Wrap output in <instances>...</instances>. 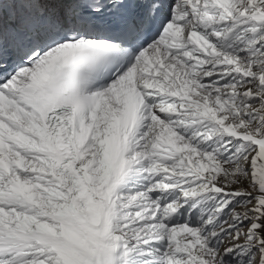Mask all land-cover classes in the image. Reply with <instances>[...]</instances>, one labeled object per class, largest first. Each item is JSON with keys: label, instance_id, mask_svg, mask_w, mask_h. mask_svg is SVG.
Masks as SVG:
<instances>
[{"label": "snow or ice", "instance_id": "1", "mask_svg": "<svg viewBox=\"0 0 264 264\" xmlns=\"http://www.w3.org/2000/svg\"><path fill=\"white\" fill-rule=\"evenodd\" d=\"M0 264H264V0H0Z\"/></svg>", "mask_w": 264, "mask_h": 264}]
</instances>
